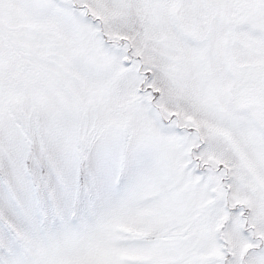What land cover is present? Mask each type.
<instances>
[{
	"label": "snow or ice",
	"instance_id": "obj_1",
	"mask_svg": "<svg viewBox=\"0 0 264 264\" xmlns=\"http://www.w3.org/2000/svg\"><path fill=\"white\" fill-rule=\"evenodd\" d=\"M0 264H264V0H0Z\"/></svg>",
	"mask_w": 264,
	"mask_h": 264
}]
</instances>
